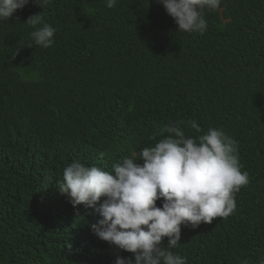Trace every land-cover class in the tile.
<instances>
[{"label":"trees","instance_id":"1","mask_svg":"<svg viewBox=\"0 0 264 264\" xmlns=\"http://www.w3.org/2000/svg\"><path fill=\"white\" fill-rule=\"evenodd\" d=\"M40 12L54 44L30 48L26 21ZM204 18L201 35L178 31L157 0H29L0 21V264L132 256L98 239V215L57 187L73 161L142 163L177 121L186 136L212 127L237 140L249 183L228 217L182 225L171 251L187 264L264 262V0H221Z\"/></svg>","mask_w":264,"mask_h":264},{"label":"clouds","instance_id":"2","mask_svg":"<svg viewBox=\"0 0 264 264\" xmlns=\"http://www.w3.org/2000/svg\"><path fill=\"white\" fill-rule=\"evenodd\" d=\"M35 2L43 9L50 0ZM157 2L174 19L178 31L202 35L208 27L204 10L217 9L221 0ZM28 3L0 0V21L8 20ZM105 3L113 8L117 0ZM26 23L34 29L28 47L49 48L54 44L56 29L43 22L41 12ZM40 24L43 26L37 27ZM182 123L158 129L151 139L160 133L168 136L139 152L142 163L124 158L108 172L73 161L63 171L59 193L70 197L74 208L83 204L99 217L90 226L92 233L117 250L132 254L117 255L114 264H187L185 257L171 251L180 244L181 226L195 229L217 217H228L236 208L235 193L249 183L248 172L241 171L237 140L212 127L196 138L186 136L179 126ZM186 123L202 132L195 120Z\"/></svg>","mask_w":264,"mask_h":264}]
</instances>
